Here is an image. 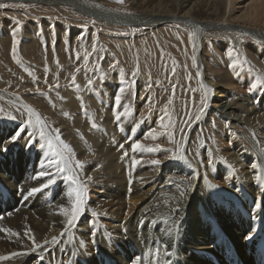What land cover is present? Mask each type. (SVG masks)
I'll return each instance as SVG.
<instances>
[{"label": "bare ground", "instance_id": "6f19581e", "mask_svg": "<svg viewBox=\"0 0 264 264\" xmlns=\"http://www.w3.org/2000/svg\"><path fill=\"white\" fill-rule=\"evenodd\" d=\"M36 1L51 6L77 2L86 8L91 9L93 6L99 9L104 14L101 20L124 22L123 19L118 18L122 13L113 10L110 6L107 7L109 0ZM131 2L140 11L138 15L141 18L138 23L141 25L154 27L156 24L177 22L193 30L196 64L202 73L200 77L203 76L204 82L209 86L207 107L202 109L199 119L196 118L188 128L178 154L160 161L159 165L152 164V161L157 160L156 152L152 153L153 158H149L145 157L151 154L147 149L143 148L145 151L132 149V144L137 140L134 137H138L139 134L133 136L134 129L131 130V127L134 123L131 122L132 124L127 126L124 117H119L120 112L115 113V108H107L106 99L102 100L98 94H96L98 101L94 98L93 103L88 104L89 112L84 113L87 117H82L81 110L78 109V103L83 106L82 103L75 104L69 98V101L59 102L53 107L57 112L51 107L53 111L48 114L54 123V128L46 118V123H49L53 129H50V132L61 130L62 134L59 133L61 139L70 145L74 153L73 156L54 140L57 148L67 157L65 163L69 165V159L73 163L74 166L70 164V169L61 162L58 170L56 165L58 157L48 147L45 135L42 137L41 134L35 133L37 138L34 139V135L32 136L29 147L27 146L29 136L34 134H28L31 126L5 122L1 124L0 149L7 148V151L0 150V198H5L4 202L0 201V256L9 258L0 260V264H133L136 257H141V264H150L154 245H160L164 252L167 245V253L173 254L166 255V260H170L172 264H213V257L224 261L223 252L230 245L239 251L247 264H251V258L247 257L246 250L259 243L264 237L262 228L264 227V89L255 92L252 96L253 100L247 98L248 102L245 104V98L229 99L232 87L226 86V83H229L230 79L221 72L217 74L219 82L214 87L212 80L208 81V73L204 69L206 62L203 57V36L208 30L229 31L232 26L234 27L231 20H244L252 26L264 25V0H131ZM101 7H107L113 12ZM90 12L86 11L88 14ZM106 14L110 18L106 17ZM237 29L238 25L234 30ZM244 29L251 30V33L255 32L254 37L264 43V40L260 39V35L264 39L260 29L251 27ZM58 31L62 33L63 29ZM242 79L236 84L239 90L250 86L245 78ZM26 102L25 100L22 103L31 105L35 111L43 110L44 116L47 105L32 106ZM95 104L103 106L104 114H100L102 111L95 112ZM38 114L42 115L41 112ZM212 114H218L220 118L225 119L227 127L220 131L224 138L218 139L219 144L199 152L201 158L213 157V166L210 164L204 166L200 163L202 160L196 161L198 157L194 159L189 154V149L194 132L203 127L208 116ZM147 122L150 124L147 123L146 130L158 124L156 121L151 123L150 119H147ZM123 123L129 128L128 130H124ZM238 124L257 127L258 143L253 146L260 147L262 156L255 148L254 150L253 147L248 146L234 130ZM18 131L21 132L20 138L9 143L10 137ZM150 133L152 135V131L142 134H145V138L151 139ZM127 138H134V141L131 142ZM234 140L237 145L232 146ZM222 145L226 147L223 148ZM15 154L20 156L19 162L24 160L30 164L29 168L25 167L27 179L10 173L15 167L11 168L6 162ZM133 158L139 163L134 164ZM77 160L82 162V166L76 165ZM98 164L101 165L100 170ZM17 166L19 167L20 163ZM75 170L82 182H92L90 183L93 187H90V190L102 189L103 193L95 199L90 195L84 197V210L75 221V226L70 227L67 226V217L63 214V209L71 208L68 193L77 187V182L73 178L69 179V174L70 171L75 174ZM41 171L50 175L39 177ZM177 175L190 180L187 197L181 196L182 187L187 185L181 182V177ZM258 175L261 180L256 179ZM49 178L55 183L36 194L28 195L30 189L47 184ZM94 178L97 179L93 180ZM170 179L173 180L172 186L166 182ZM209 184L217 187H209ZM20 189L23 191L21 192ZM88 193L90 194V191ZM72 199H75V193ZM258 204L260 207H257ZM169 225L174 226L171 231L168 230ZM175 226H179L178 232ZM9 229L11 231H8ZM93 232L95 237L92 236ZM223 233L228 235L232 244L219 246L215 248V252L211 242L215 236H223ZM249 233L252 234V238L246 239ZM54 236L57 237V241L52 243ZM223 239H225L224 243L228 242L227 238ZM45 240L49 243L45 244ZM37 244L40 245L39 248L36 247ZM118 247L121 251L117 250ZM12 253L17 255L12 256ZM206 253L208 257L204 255ZM146 254H148L147 261L143 259ZM98 256L107 258V261H97Z\"/></svg>", "mask_w": 264, "mask_h": 264}, {"label": "rangeland", "instance_id": "374dc122", "mask_svg": "<svg viewBox=\"0 0 264 264\" xmlns=\"http://www.w3.org/2000/svg\"><path fill=\"white\" fill-rule=\"evenodd\" d=\"M35 1H0V5H3L0 7V109L3 110L0 111V125L5 122L31 126L28 134L34 133L31 137L34 135L33 138L36 139L35 135H40L41 125L36 123V116L29 113V105L22 102L26 100L28 102L26 104L32 106L47 105L44 116L43 110L35 112H41L42 115L39 116H42V120L47 118L54 128L48 113L55 110L53 107L57 103L70 99L75 104L81 102L83 106L78 103V109L81 110L82 117H87L85 114L89 112L88 107L98 94L102 100L106 99L107 108H115V113L120 112L119 117H124L127 126L134 123L131 127V130L134 129L133 136L139 133L138 137H134L137 138L135 141L145 146L143 147L145 150L157 149L158 146V150L150 152L151 154L145 157L153 158L154 152L157 153L155 157L159 161L175 157L180 151L188 128L205 107L209 94V86L204 82L203 76L200 77L202 73L196 64L193 30L177 22L156 24L154 27L141 25L138 23L141 18L138 15L140 11L134 7L131 0L108 1L107 7L110 6L113 10L122 13L118 18L123 19V23L109 22L103 19L104 17L101 20L104 14L93 6L90 9L77 2L51 6ZM107 7L101 8L111 12L112 10ZM86 11L91 12L88 14ZM107 15L105 16L109 17ZM231 22L234 27L232 26L229 31L208 30L204 34L203 57L206 62L204 69L208 73V81L212 80L214 87L219 82L218 72L229 77L230 82L226 83V86L232 87L229 99L245 98L244 102L247 104L249 98L253 100L252 96L255 92L264 89V43L254 37L255 32L251 33V30L244 28L260 29L264 34V25L252 26L244 20H231ZM237 25L238 29L234 30ZM59 28L63 29L62 33L58 31L61 30ZM223 32L231 36L221 34ZM13 33L18 41L15 54L12 51ZM260 39L264 40L261 35ZM230 52L231 56H229ZM73 76H75L74 84ZM243 77L250 86L256 83L257 87L251 92L250 86L247 89H237L236 84ZM88 80H92L93 83L89 85ZM120 88H124V92L121 94V105L117 106L115 96L120 94ZM102 108L103 106L99 104L94 105L96 113L102 111L100 114H104L105 109ZM29 119L33 120L31 124L28 123ZM147 119H150L151 123L156 121L158 124L146 130ZM225 122L226 120L220 118L218 114H212L208 116L203 127L197 129L192 136L189 154L194 159L198 157L196 161L202 160L200 163L204 166L208 164L213 166V157L201 158L199 152L219 144L218 139L222 137L220 131L227 127ZM45 123L43 125L45 138L46 140L52 138L55 144L54 138L57 133L50 132V129L53 130L52 126ZM126 125L123 123L125 131L129 129ZM98 127L102 128L99 125ZM234 130L248 146L255 148L262 156L260 147L255 146L258 143L256 136L259 135L257 127L238 124ZM146 131H152L151 139L145 138V134H142ZM59 133L62 134V131L59 130ZM134 138L127 139L132 142ZM235 142V140L232 142V146L237 145ZM222 147L226 146L222 145ZM144 149L136 151H145ZM19 158L20 156L15 154L6 163L13 169L15 167L10 173L27 179L25 167L29 168L30 164L24 160L19 162ZM69 161V165L64 161L67 169H70V164L73 165L70 159ZM18 163H20L19 167ZM98 167L100 170L101 165ZM70 173L74 181L86 185L87 191L84 197L90 195L95 199L103 193L102 189L90 190L89 188L93 187L92 182H82L76 170L75 174L71 171ZM178 177H181V182L187 185L182 187L181 196L187 197L190 180L182 175ZM95 179L97 178L93 180ZM166 182L169 186L173 185L171 179ZM1 200L4 202L5 198H0ZM167 227L168 230L174 228L171 225ZM176 228L178 232L179 226H175ZM223 238H227L228 242L224 243ZM224 244L225 246L232 244L225 233L220 237L215 236L211 242L214 251ZM117 250L121 251V248L118 247ZM204 255L208 257V253ZM96 259L107 261V258L99 256Z\"/></svg>", "mask_w": 264, "mask_h": 264}, {"label": "snow or ice", "instance_id": "6c2138e0", "mask_svg": "<svg viewBox=\"0 0 264 264\" xmlns=\"http://www.w3.org/2000/svg\"><path fill=\"white\" fill-rule=\"evenodd\" d=\"M0 7H3V5H0ZM17 31H19V29H17ZM192 36L194 37L195 36V33L192 34ZM13 46H12V51L13 53L15 54V52L17 51V44H18V41L15 39V33H13ZM231 52L229 53V56H231ZM135 74V73H134ZM72 83L74 84L75 83V76L72 77ZM93 83L92 80H88V84L91 85ZM59 85L57 84V87ZM257 87V84L256 83H253L250 88H249V91L251 92L253 89H255ZM124 92V88H120L119 89V93L120 94H117L115 96V104L117 106H119L121 104V94ZM203 102V101H202ZM205 107H207V104H205ZM29 108V113L30 114H33L36 116V123L40 124L41 125V136L43 137L44 136V132H43V125H44V121L42 120V118L39 116L38 113L35 112L34 109L31 108V106H28ZM0 111H3L2 109H0ZM12 119H15V117H12ZM197 119H199V117H197ZM29 124L32 123L31 119L28 121ZM93 126H95V123L93 122ZM21 131H23V129H21ZM56 133L57 135L55 136V141L59 144V145H62L63 149H66L69 153H71L73 156H74V153L70 147V145H68L67 143H65L60 135H59V129L56 130ZM20 135H21V132L18 131L16 132L14 135H12L10 137V140H9V143L11 142H15L17 141V139L20 138ZM151 135V133H150ZM155 138V137H154ZM31 141H32V137L31 135L29 136V143L27 144V146L31 147ZM41 147H43V145H41ZM48 147L53 151L54 155L56 157H58V161H56V165H57V168L59 170V164L61 162H64L65 161V156L63 154V151H60V150H57V146L56 144L53 143V139L52 138H49L48 140ZM121 147H123V145H121ZM132 149L135 151L137 149H143V145H141L139 142H136V143H133L132 144ZM0 150H3V151H7V148H3V149H0ZM158 150V146H157V149H153V148H149L147 149V151H156ZM127 154V153H125ZM76 165L77 166H82V162L80 161H75ZM133 163L136 164V163H139V161L135 160V158H133ZM153 164H160L161 162L159 160H155V161H152ZM209 163H211V161H209ZM255 167V165L253 166ZM46 175H50L44 171H41L38 176L39 177H43V176H46ZM73 177H69V179H72ZM89 179H91V177H89ZM257 180H261V177L258 175L256 177ZM55 183V181L51 178L48 179V183L47 184H44V185H41L39 188H32L29 190L28 192V195H33V194H36L37 192L41 191L42 189L44 188H47L49 185ZM209 187H217V185H212V184H209ZM20 191L22 192L23 189H20ZM87 191V188L85 185H82V184H79L77 183V187L70 191L68 193V196H69V199L71 201V208L70 209H63V214L67 217V226H70V227H74L75 226V221L77 220V218L79 217V215L82 213V211L84 210V205H85V199H84V195ZM75 193V199L73 200L72 197H73V194ZM257 207H260V205L258 204ZM95 215V213H93ZM8 231H11L10 229ZM171 231V230H170ZM63 233H61L62 235ZM92 236L95 237V232L92 233ZM252 238V234L249 233L248 236H246V239H251ZM109 239H111V236L109 235ZM57 241V237H52V243H55ZM45 244L49 243V241L45 240L44 242ZM83 244V241L81 242ZM37 248L40 247L39 244L36 245ZM165 252L167 255H172L173 253H167V245H165ZM159 253H160V249L157 248L155 250V254L157 256H159ZM12 256H15L17 255V253H12L11 254ZM9 257L8 256H0V260H6L8 259ZM145 261L148 260V254H146L143 258ZM133 264H141V257H136L135 260L133 261ZM163 264H172V262L170 260H165L163 261Z\"/></svg>", "mask_w": 264, "mask_h": 264}]
</instances>
